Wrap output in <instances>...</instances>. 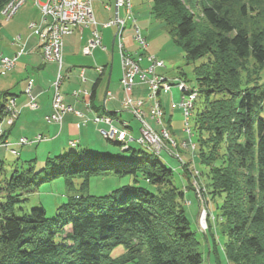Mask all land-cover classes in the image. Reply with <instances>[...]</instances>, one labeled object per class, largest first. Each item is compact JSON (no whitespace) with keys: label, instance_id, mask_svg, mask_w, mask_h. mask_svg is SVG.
<instances>
[{"label":"trees","instance_id":"16d2710c","mask_svg":"<svg viewBox=\"0 0 264 264\" xmlns=\"http://www.w3.org/2000/svg\"><path fill=\"white\" fill-rule=\"evenodd\" d=\"M9 1L0 0V11ZM152 3V15L168 27L187 64L195 65L202 102L193 115L196 158L208 170L217 213L206 238L215 239V225L220 226L228 264H264V91L254 86L248 69L253 58L264 73V30L250 26L264 22V0ZM25 164L0 181V264H205L173 169L145 149L117 154L72 149L40 168L35 160ZM112 173L132 175L136 184L102 197H69L54 218L41 205L17 214V205L27 201L22 198L43 184L80 176L86 177L85 190L91 176ZM119 246L125 252L113 258ZM215 246L207 257L222 264L218 242Z\"/></svg>","mask_w":264,"mask_h":264},{"label":"rangeland","instance_id":"374dc122","mask_svg":"<svg viewBox=\"0 0 264 264\" xmlns=\"http://www.w3.org/2000/svg\"><path fill=\"white\" fill-rule=\"evenodd\" d=\"M131 3L132 17L127 20L122 35L124 51L135 55L137 59L142 58L139 62L142 70L150 68V56L162 60L165 64L164 68L154 69V73L145 74L146 84H142L141 74H138L131 92H128L122 83L126 72L123 70L118 49L117 30L115 27H105L110 21H114L118 14L121 18H126V10L124 8L117 10L114 0H93L92 10L96 23L72 27V33L63 39L62 60L52 62H46L42 58L37 33L39 27H31L33 23L40 24L42 18L40 8L32 0L28 1L10 20H6L2 16V10L0 11V106L5 103L6 109L9 100L13 99L20 110V116L16 117V122L12 126L6 124V119L4 120L6 123L3 125L0 123L4 133L0 137V181L10 178L12 171L16 167L26 165V162L35 160L36 166L40 168L48 158L72 149L111 154L127 152L130 148L145 149L173 169V182L185 194V208L191 228L200 235L205 252V264H214L213 259H208L206 251L208 249L215 251L216 242L222 253V264H228L221 247L224 244L221 227L215 225L214 230L217 229L214 232L215 239L212 236L206 238L209 222L212 221L214 224L217 213H215V202H210L208 194L206 177L208 170L205 166L201 167L196 158L200 146L194 130L193 115L201 106V99L198 98L192 115L187 118L183 116L181 109L173 111L171 106L181 101L179 83L185 82L190 88L197 90L198 84L193 73L195 65L187 64L183 49L175 42L168 27L152 15V0H131ZM250 26L251 29L264 30L263 21L255 20ZM136 27L147 41L146 49L135 40ZM95 33L101 36L102 46L94 49L91 55H85L83 48L88 45ZM18 54L21 56L15 61L13 69L3 70L1 61L5 58L15 59ZM258 68L251 58L248 61V69L251 71L252 82L254 86L261 87L264 91V73ZM255 69L260 72L258 74L260 78L254 74ZM240 71L243 82L248 81L247 74ZM61 76L62 83L57 88L63 95L66 105L72 107L74 111L66 113L62 120L48 121L47 116L53 112L55 83ZM155 77L163 79L161 83L169 84L171 90L163 92L164 89L161 88L157 100L152 98L151 103L148 98L151 95L149 81L154 80ZM30 82L33 83L35 94L38 96L39 107L36 110L28 107L29 98L26 90ZM5 93H9L6 102L3 97ZM129 99L143 102V116L137 117L125 109V103ZM153 104L160 105L161 111L164 112L162 116L160 115L162 119L151 116ZM77 112L81 115H77ZM110 122H115L116 126L124 122L129 125L127 146H124L119 139L109 140L102 134L103 130L111 129L113 125ZM143 122L155 132L167 128L171 138L176 141L175 144L168 141L164 147L162 146V156L155 155L151 146L138 142L142 134ZM23 138L37 142L22 145L19 142ZM7 142L9 146L5 147L3 144ZM184 144H187V147ZM11 150H16L18 154H13ZM85 181L86 177H61L43 184L22 198H26L27 201L17 205V209L22 210H17V214L29 213L36 206L41 205L46 210L47 217L54 218L57 209L66 203L69 197L87 195L102 197L122 187L136 184L134 176L114 173L91 176L83 190ZM138 184L146 185L142 179H139ZM206 212L208 214L205 216ZM124 252V247L119 246L112 252V256L116 258Z\"/></svg>","mask_w":264,"mask_h":264},{"label":"built area","instance_id":"2783aa9c","mask_svg":"<svg viewBox=\"0 0 264 264\" xmlns=\"http://www.w3.org/2000/svg\"><path fill=\"white\" fill-rule=\"evenodd\" d=\"M28 1L31 0H10L2 9V16L6 20L12 19L15 15L18 14L21 8ZM32 1L37 7L40 8L42 14L40 24L33 23L31 27L32 28L39 27V30L37 32L39 35V49L42 54L43 60L46 62L62 60L63 49H64L63 39L66 37V35L72 33V29H73L72 27L74 26L82 27V25L87 26L96 23L92 10L93 0H46V1L32 0ZM114 2L117 10H119V8H124L126 10L127 13L126 18H121L118 14L115 20L110 21L107 25H105V27H115L117 30V39L119 40L118 49L120 51V55L122 59L123 70L124 72H126V75L124 76L122 83L124 88L128 92L129 91L131 92L132 85H134V82H136V77L138 76V74H141L140 79L142 81V84H146L147 79L145 78L146 76L145 74L149 72H153L154 69L155 70L162 69L164 68L165 64L162 60H159L154 56H150L149 57V61L151 62L150 68L142 70L139 66V62H141L142 58L139 57L137 59L135 55L129 54L126 51H124V43L122 40V35L126 28L127 20H129L132 17V13H131L132 3L131 0H114ZM136 30H137V35L135 37V40L139 43L140 46H142V48L146 49L148 47L146 39L143 37L138 27H136ZM101 46H102V38L98 33H95L94 36L91 38L90 42L88 43V45L83 48V53L85 55H91L94 49L99 48ZM21 54H18L15 59H9V58L3 59L1 61L3 70L11 71L15 65V61L17 60V58L21 56ZM61 79L62 76L59 78L58 81L56 80L55 83L56 93L53 100L54 103L53 112L51 115L47 116L48 121L62 120V117H64L66 113L74 111L72 107L66 105L63 95L58 90L60 83H62ZM162 80L163 79H159L158 77L157 78L155 77L154 80L149 81L151 95H149L148 98L151 101V103H152V98L157 100V95L161 92V91L159 92L161 88L164 89L163 92H168V90L169 91L171 90L169 84L161 83ZM178 89L180 90L182 95L181 101L179 103H173L171 106L172 109H174L173 111H175L176 109H181V111H183L182 112L183 116L187 118L190 116V114L192 115L193 113L194 105L199 98V91L194 88L193 89L190 88V86L186 85L185 82L179 83ZM34 90H35L34 85L32 82H30L26 92L29 98L28 107L31 110H36L39 107L37 102L38 96L35 94ZM155 105L153 104V106L151 107V112H150L151 116L157 119H162L160 115L162 116L164 112L161 111L160 105L159 106L158 105L155 106ZM142 106H143L142 101H137V100L132 101L131 99H129L125 103L124 107L125 109L133 113L135 116L140 117L143 116ZM77 115H81V113L77 112ZM19 116H20V110L17 108L16 101L10 99L5 109V115L3 116V118L2 116L0 117V123L1 125H3V123H6L4 121L6 119L7 120L6 124L8 126H12L16 122V117ZM97 121H100V119H97ZM110 123H112L113 125L111 129L109 131L103 130L102 134L105 136V138L109 140L119 139V141L123 142L124 146H127L129 144L127 127L129 125L125 122L121 123L122 126L121 125L116 126L114 124L115 122L114 123L110 122ZM189 129L190 127H188V130ZM2 132L3 131L0 128V137L4 135V133ZM168 141L173 142V144H175L176 142L171 138V133L167 130V128L161 130V132H155L154 130L151 129V127L147 123L143 122L142 134L138 139L139 143H141L142 145H147L149 147L151 146L150 148L152 151L154 150L153 152L155 153V155L162 156L161 154V149H163L162 146L164 147L165 143ZM32 142L36 143L37 141L34 140L30 141L29 139L23 138L20 140L19 143L24 145ZM3 145L5 147H8L9 142ZM184 146L187 147V144H184ZM11 152L13 154H18L16 150H11ZM207 214L208 213L206 212L205 216Z\"/></svg>","mask_w":264,"mask_h":264}]
</instances>
